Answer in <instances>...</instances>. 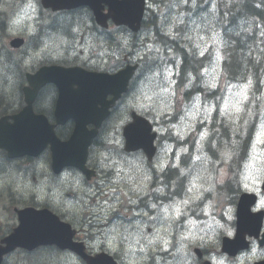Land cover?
<instances>
[{
  "label": "clouds",
  "instance_id": "clouds-1",
  "mask_svg": "<svg viewBox=\"0 0 264 264\" xmlns=\"http://www.w3.org/2000/svg\"><path fill=\"white\" fill-rule=\"evenodd\" d=\"M51 73L115 86L81 127ZM0 128V264H264V0H0Z\"/></svg>",
  "mask_w": 264,
  "mask_h": 264
},
{
  "label": "water",
  "instance_id": "water-1",
  "mask_svg": "<svg viewBox=\"0 0 264 264\" xmlns=\"http://www.w3.org/2000/svg\"><path fill=\"white\" fill-rule=\"evenodd\" d=\"M78 0H58V3L65 5H72L77 3ZM114 3V0H110ZM119 15L124 16L126 19H132L134 16V6L130 5L127 9H121L117 7L114 9ZM79 74H58L51 73L46 74L45 78L56 79L62 83V90L64 91V98L61 105V118H76L82 123L90 122L97 114L92 111L90 105L92 104L96 95L102 92L104 89L115 86L113 82L104 83L94 78H89L87 86H82L80 93L71 92L70 84L72 82H78ZM135 126H130L129 130H126V135L129 131L133 130ZM10 136L8 137L11 146L17 150H35L42 146L43 142L47 139L46 128L41 121L31 118L27 114L17 121V124L9 130ZM78 139L74 140L69 145L54 144V151L57 154L58 162L72 161L74 162L81 155L80 147L86 141V134L84 137L80 136L78 131ZM135 137H130L133 139ZM5 139V133L3 128H0V143ZM61 143V144H66ZM42 214L29 215L27 218H22V224L20 231L28 233L29 235H50L58 234L67 226H58V224L49 221Z\"/></svg>",
  "mask_w": 264,
  "mask_h": 264
}]
</instances>
